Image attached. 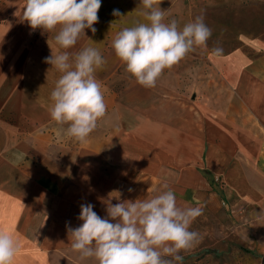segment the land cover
<instances>
[{
	"label": "crops",
	"instance_id": "0c3cea01",
	"mask_svg": "<svg viewBox=\"0 0 264 264\" xmlns=\"http://www.w3.org/2000/svg\"><path fill=\"white\" fill-rule=\"evenodd\" d=\"M24 4L0 0V138H7L0 141V230L19 244L13 264H78L66 224L82 223L81 204L104 218L109 201L155 195L162 183L181 207L206 199L212 177L257 188L251 146L264 135V55L252 60L236 49L215 56L236 94L225 111L157 85L147 96L138 83L135 94L133 86L113 94L111 77L101 83L106 116L81 143L50 117L60 73L44 61L49 45L58 46L54 33L22 20ZM85 33L68 51L87 46L92 32Z\"/></svg>",
	"mask_w": 264,
	"mask_h": 264
},
{
	"label": "clouds",
	"instance_id": "9594fccd",
	"mask_svg": "<svg viewBox=\"0 0 264 264\" xmlns=\"http://www.w3.org/2000/svg\"><path fill=\"white\" fill-rule=\"evenodd\" d=\"M162 0H140L147 23L120 30L112 41L115 55L135 81L153 88L164 70L171 69L196 48L207 50L212 29L198 15L181 28L175 18L165 22L167 11ZM101 0H25L22 20L31 29L54 33L51 65L59 78L50 93L49 114L58 125H67L66 134L85 142L107 112L97 70L106 63L99 49H72L85 29L96 32ZM113 16H121L114 9ZM49 44V43H48ZM211 54L222 56L220 46ZM131 191V190H130ZM147 191H152L148 189ZM91 203L80 205L77 217L82 223L66 224L71 250L78 264H183L182 252H188L203 239L191 225L203 215V206L181 207L174 191L162 183L155 195L122 200L106 206L102 218ZM19 244L10 233L0 230V264H13Z\"/></svg>",
	"mask_w": 264,
	"mask_h": 264
},
{
	"label": "rangeland",
	"instance_id": "374dc122",
	"mask_svg": "<svg viewBox=\"0 0 264 264\" xmlns=\"http://www.w3.org/2000/svg\"><path fill=\"white\" fill-rule=\"evenodd\" d=\"M160 7L167 11L165 22L175 18L181 28L203 15L212 36L207 50L196 48L164 70L157 87L191 98L208 109L231 108L227 103L236 94L227 86V74L222 77L216 69L211 50L220 46L225 55L238 49L252 60L263 56L264 0H162ZM114 9L121 16H113ZM143 12L140 0H101L100 24L86 47L101 52L106 63L95 75L100 83L112 77L113 94L130 86L129 91L137 92V82L115 55L112 41L123 28L147 23ZM151 91L146 88L143 93L147 96ZM0 141L3 144L7 138L2 135ZM254 143L251 158L257 169L252 178H256L257 188L241 185L243 190L236 189L221 177L208 180V197L196 205L203 206V215L191 225V230L198 231L203 239L192 250L181 253L183 264H264V135L255 137Z\"/></svg>",
	"mask_w": 264,
	"mask_h": 264
}]
</instances>
